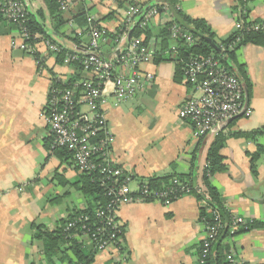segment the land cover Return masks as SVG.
Returning a JSON list of instances; mask_svg holds the SVG:
<instances>
[{"label":"crops","instance_id":"1","mask_svg":"<svg viewBox=\"0 0 264 264\" xmlns=\"http://www.w3.org/2000/svg\"><path fill=\"white\" fill-rule=\"evenodd\" d=\"M160 1L94 0L89 8L113 35L131 5L149 8ZM242 1L178 0L181 12L205 20L218 42L234 33L241 14L251 23L264 22V0L245 5ZM81 12L78 8L72 16ZM56 15L45 0H31V18L43 27L45 35L69 52H76L89 40L79 36L87 25L76 22L74 34ZM171 15L174 17L173 12ZM62 17L69 19L71 14ZM164 18L155 19L147 29L150 51L159 47ZM20 39L17 28L0 19V264H75L61 260V255L49 261L43 241L34 239L37 226L54 231L60 221L87 207V200L74 186L82 174L69 155L52 150L44 112L54 76L67 84L91 76L75 64L58 63L53 56H45L39 66L33 57L12 46L13 42L19 45ZM112 46H103L106 56ZM226 60L242 79L252 115L236 120L224 133L227 142L221 154L227 171L217 174L213 183L229 214L261 225L228 238L226 243L233 244L244 263L264 264V152L256 172L252 169V155L258 145L264 147V137L254 141L236 136L264 127V45H241L233 58ZM177 67L173 61L142 64V79L152 75L153 81L146 82L130 101L119 103L110 95L102 113L113 138L114 160L136 182L172 174L191 175L200 188L208 151L216 137L195 139L193 124L179 118L180 106L193 88L184 83L183 76L176 80ZM200 207L194 194L168 206L153 202L123 205L118 212L123 245L95 250L92 264H200V246L206 234ZM86 249L91 248L88 245Z\"/></svg>","mask_w":264,"mask_h":264},{"label":"built area","instance_id":"2","mask_svg":"<svg viewBox=\"0 0 264 264\" xmlns=\"http://www.w3.org/2000/svg\"><path fill=\"white\" fill-rule=\"evenodd\" d=\"M56 1L59 14H71V18L64 20L71 32L76 30L72 13L78 8L84 11L81 13L85 15L88 27L81 30L79 36L85 35L89 40L79 45L76 52H69L45 34L30 30L31 0H0V19L15 26L20 34V44L13 42L12 46L19 47L33 57L39 66L43 64L45 56L57 58L65 54L64 63L75 64L90 74V78L75 81L72 87L62 78L54 76L44 116L52 136V150H67L81 174L101 175L108 198L107 204L95 211L97 227L91 228L90 217L81 213L67 223L65 231L72 237V233L77 234L85 248L89 245L94 250H105L116 245L119 249L123 242L118 237L122 228L118 212L123 205L130 202H153L168 206L190 195L191 189L178 178H174L170 185L162 189L150 188L148 181L136 182L114 160L113 138L108 132L102 107L110 95L119 103L132 100L145 87L146 82L151 83L154 79L152 75L142 79L139 68L153 61L155 52L143 44L141 37L131 38L130 32L133 29L146 31L155 19L165 17L163 25H171L173 40L182 39L192 46L194 38L189 30L176 23L175 18L170 16L168 5L161 1L149 8L131 5L121 17L120 29L113 35L91 14L89 7L94 4V0ZM246 21L245 15L241 14L235 23L234 33L264 32V23L246 26ZM111 36L115 39L112 40ZM108 43L113 46L106 56L103 46ZM241 43L242 36H237L228 46L220 47L222 55L212 52L207 56H191L177 63L182 64L184 83L193 88L192 95L180 106L179 118L193 124L195 139L217 137L224 134L236 120L252 115L242 79L226 60L229 59L226 52L235 53ZM171 51L177 52L176 47H171ZM197 192L205 194L206 191L200 187ZM205 198L209 200L207 195ZM83 211L86 208L79 212ZM231 216L230 225L222 222L215 213L213 224L202 220L206 234L200 246V264H207L213 245L218 240V232L226 228L229 230L228 238L234 239L241 228L251 224L240 216ZM227 261L230 264L244 263L234 250L229 252Z\"/></svg>","mask_w":264,"mask_h":264},{"label":"trees","instance_id":"3","mask_svg":"<svg viewBox=\"0 0 264 264\" xmlns=\"http://www.w3.org/2000/svg\"><path fill=\"white\" fill-rule=\"evenodd\" d=\"M48 4V7L51 10L53 16L57 13L56 17L60 19L61 24L65 25V21L61 14H59L58 4L56 0H45ZM165 2L171 12H173L175 21L177 24L189 30L191 35L194 38V44L189 46L182 39L173 40L171 38L170 24L168 23L159 32V47L154 54V62L162 63L166 61L180 62L181 60H188L191 56H207L210 53L214 52L218 55H222L221 46H228L231 44L237 36H242L241 45L245 44H255V45H264V32L263 31H251V32H237L233 33L227 40L218 42L216 39V34L213 32L208 23L203 19H193L184 15L179 7L178 0H162ZM254 0H244L242 5L252 3ZM246 11V10H244ZM249 14V9L246 11ZM36 20L31 18L29 28L33 32H40L45 34V31L41 25L37 23ZM75 21L80 23L81 26L88 27L87 20L85 15H80L75 17ZM264 23V22H262ZM260 23V24H262ZM252 25L251 22L246 21V26ZM131 38L141 37L143 44L147 46V43L150 39V33L146 30H140L138 28L133 29L131 32ZM75 34V32H74ZM111 39L114 40L115 37L111 36ZM212 42V43H211ZM240 45V46H241ZM176 47L177 52H172L171 47ZM240 48V47H238ZM237 48V49H238ZM228 53V58H233L235 53ZM225 54V53H224ZM223 54V55H224ZM58 63H64L65 54L57 57ZM176 80L180 81L183 72L182 64H177ZM69 87L73 86V83L68 84ZM236 136L250 139L256 141L260 137H264V127L250 133H239ZM227 138L224 134H220L216 137L215 141L211 145L208 156H207V167L204 171L202 177V185L205 189V194H200L197 192L199 185L195 183L194 178L191 175H167L161 178H153L148 181V186L152 189H162L163 186H168L171 184L174 178H178L182 183L188 184L191 189V194L196 195V198L201 203L200 207V218L201 221L204 220L209 224L214 223V213L218 215L222 222L230 225L231 223V214H229L222 203L221 192L213 183V178L217 174H221L227 171V165L225 159L222 156L221 152L226 146ZM55 152H61L66 156H72L65 149H56ZM264 152V147L258 145L257 152L252 155V169L253 172H256V163L260 159L261 155ZM102 176L97 173L92 174H82L81 179L74 184L78 191L85 197L87 200L86 211L78 212L67 219L62 220L57 225L54 231H49L43 226H37L35 228L36 234L34 239L42 240L44 243V253L46 258L49 261H53L54 258L62 256L61 260H68V262L75 264H92L94 257V249L87 250L83 244L79 241L78 235L71 234L65 231L67 223L81 213L86 214L90 217L91 228L98 226V220L96 219V210L101 206L107 204L108 198L106 196V189L102 186ZM122 180V179H121ZM65 181V180H64ZM67 184L68 182L65 181ZM205 195L209 197V200H206ZM255 228H261V225L257 222H253L243 228H241L236 236L243 234L245 232L251 231ZM123 228H120V239L123 240ZM229 237V230L225 228L224 231L218 232V240L213 245L212 253L207 260V264H230L227 261V256L231 250L236 251V248L233 244L226 243V239ZM246 264V263H243Z\"/></svg>","mask_w":264,"mask_h":264},{"label":"rangeland","instance_id":"4","mask_svg":"<svg viewBox=\"0 0 264 264\" xmlns=\"http://www.w3.org/2000/svg\"><path fill=\"white\" fill-rule=\"evenodd\" d=\"M91 13H92V15H93V14H95V10H94V11H92Z\"/></svg>","mask_w":264,"mask_h":264},{"label":"water","instance_id":"5","mask_svg":"<svg viewBox=\"0 0 264 264\" xmlns=\"http://www.w3.org/2000/svg\"><path fill=\"white\" fill-rule=\"evenodd\" d=\"M212 43V42H211Z\"/></svg>","mask_w":264,"mask_h":264}]
</instances>
